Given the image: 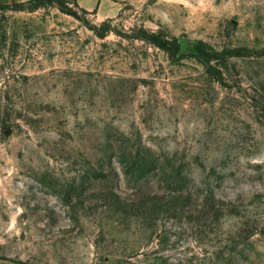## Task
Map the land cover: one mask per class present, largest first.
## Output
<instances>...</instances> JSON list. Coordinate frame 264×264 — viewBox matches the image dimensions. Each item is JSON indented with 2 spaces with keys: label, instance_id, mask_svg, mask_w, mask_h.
<instances>
[{
  "label": "rangeland",
  "instance_id": "rangeland-1",
  "mask_svg": "<svg viewBox=\"0 0 264 264\" xmlns=\"http://www.w3.org/2000/svg\"><path fill=\"white\" fill-rule=\"evenodd\" d=\"M75 2L0 8V264H264V0Z\"/></svg>",
  "mask_w": 264,
  "mask_h": 264
},
{
  "label": "trees",
  "instance_id": "trees-1",
  "mask_svg": "<svg viewBox=\"0 0 264 264\" xmlns=\"http://www.w3.org/2000/svg\"><path fill=\"white\" fill-rule=\"evenodd\" d=\"M28 2H35L39 5L57 3L62 9L68 10V12L74 16H77V13L74 12L71 7H69V1L67 0H31ZM25 3V2H23ZM76 3V2H75ZM22 3L14 4L16 6L21 5ZM10 4H0V8L9 7ZM110 20L105 21V23H109ZM142 39L148 40L153 45L161 48L165 52L171 55H177L181 52V42L178 38H171L166 35H162L161 33L149 32V34L145 37H141ZM195 53L205 59L206 61H212L216 59V57H224L228 58L230 56H241L243 54V49H231L226 50L225 52H219L211 47H209L205 42H199L194 47Z\"/></svg>",
  "mask_w": 264,
  "mask_h": 264
},
{
  "label": "crops",
  "instance_id": "crops-1",
  "mask_svg": "<svg viewBox=\"0 0 264 264\" xmlns=\"http://www.w3.org/2000/svg\"><path fill=\"white\" fill-rule=\"evenodd\" d=\"M31 0H0V4H10V5H14L17 3H23V2H28ZM69 2H77L78 4H80L81 6H84L85 8H92L93 5L95 4V2L97 0H67Z\"/></svg>",
  "mask_w": 264,
  "mask_h": 264
}]
</instances>
